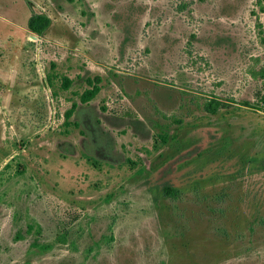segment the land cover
<instances>
[{
  "label": "rangeland",
  "instance_id": "obj_1",
  "mask_svg": "<svg viewBox=\"0 0 264 264\" xmlns=\"http://www.w3.org/2000/svg\"><path fill=\"white\" fill-rule=\"evenodd\" d=\"M261 70L264 0H0V264H264Z\"/></svg>",
  "mask_w": 264,
  "mask_h": 264
},
{
  "label": "trees",
  "instance_id": "obj_2",
  "mask_svg": "<svg viewBox=\"0 0 264 264\" xmlns=\"http://www.w3.org/2000/svg\"><path fill=\"white\" fill-rule=\"evenodd\" d=\"M40 18H44L45 22H43L42 24H38V20ZM48 23H49V18L43 15H33L28 22L30 29L38 33H41L47 27ZM258 74L264 76V70H261L260 72H258ZM100 80H101L100 76H95L94 78L91 77L87 78V82L90 84V87L86 88L81 93L82 102H89L94 97H96V95L99 93L101 88V86L99 85ZM62 84L65 88H69L70 85L72 84V79L65 76L62 80ZM262 101L264 103V94L262 96ZM243 104L246 106H254L249 100H244ZM225 105H226L225 102L219 100V98H212L208 100V102L206 103V108L209 112L216 113L220 107ZM76 106L77 104L73 103L72 107L67 110L66 115L68 117L72 115V113L76 109ZM160 137L163 143L167 141V134H161ZM164 189L167 194H173L175 192V189L171 185H165ZM61 239H65V236H62Z\"/></svg>",
  "mask_w": 264,
  "mask_h": 264
}]
</instances>
